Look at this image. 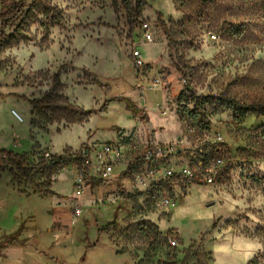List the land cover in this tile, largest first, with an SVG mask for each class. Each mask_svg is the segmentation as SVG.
<instances>
[{
  "label": "rangeland",
  "instance_id": "rangeland-1",
  "mask_svg": "<svg viewBox=\"0 0 264 264\" xmlns=\"http://www.w3.org/2000/svg\"><path fill=\"white\" fill-rule=\"evenodd\" d=\"M33 1L0 38V149L32 170L0 160V239L27 229L0 264H264V120L235 124L204 101L210 132L224 140L211 146L187 113L204 96L264 105V0H39L56 20L29 11ZM125 140L200 147L223 165L212 184L147 180L123 156L110 180L98 179L94 151ZM81 149L88 167L43 164Z\"/></svg>",
  "mask_w": 264,
  "mask_h": 264
},
{
  "label": "built area",
  "instance_id": "built-area-1",
  "mask_svg": "<svg viewBox=\"0 0 264 264\" xmlns=\"http://www.w3.org/2000/svg\"><path fill=\"white\" fill-rule=\"evenodd\" d=\"M145 37L150 40V32L147 30V25H144ZM134 68L136 77L141 82L145 78L143 60L139 50L133 52ZM184 83L185 81L182 80ZM162 84L158 79L155 84ZM193 129L189 128L188 133H192ZM207 143L211 146L222 145L224 140L219 132H209ZM95 168L98 174V179L108 181L114 174L113 167L116 162L125 156L132 166L139 167L141 174L140 178L147 180H167L172 177L185 178L189 183L212 184L216 181L218 172L220 171L223 161L219 157H211L200 147L194 150H182L175 144L163 146L160 144H144L139 146L130 140H125L117 143H104L94 151ZM90 151L81 149L76 153L77 158H81V164L78 166L88 167ZM3 156V157H1ZM0 156V160L5 158ZM45 158H49L45 154ZM82 177L79 175L76 181V186L81 188ZM76 212H79L76 210ZM170 244H175L174 240L169 239Z\"/></svg>",
  "mask_w": 264,
  "mask_h": 264
},
{
  "label": "trees",
  "instance_id": "trees-1",
  "mask_svg": "<svg viewBox=\"0 0 264 264\" xmlns=\"http://www.w3.org/2000/svg\"><path fill=\"white\" fill-rule=\"evenodd\" d=\"M24 3V0H14L11 1L8 5L4 6L1 9L0 12V38L5 39L7 36L3 32V28L8 24L10 20H12L15 16H17L20 12V9L22 8ZM35 10L38 13H41L42 15L46 17H50L52 20H56L57 15L52 14L53 10L52 7L47 5L46 3H43L39 0H34L31 4V7L29 11ZM164 31V28L162 29ZM166 32V31H164ZM186 90L191 91L189 85L186 83ZM119 100H123L125 102V108L128 112L134 114V115H145V112L143 109L138 108L133 101H131L129 98L125 97H119ZM211 100L212 102L218 103L223 108L230 110L232 113V121L235 124L242 123L249 115H255L256 117L264 120V105H252V104H246L238 102L232 98H226L223 96H204V97H196L193 109L188 110L187 113L189 115V118L192 121H196L201 124H205L208 128V131H212V125L209 123V121L205 120V111L202 108V105L204 101ZM39 101H34V103H38ZM87 114L90 113V111L86 112ZM260 137L264 140V127L261 129ZM9 155L11 157L12 161H16L17 157L16 155H13L12 152H6L3 149H0V156L3 154ZM69 161H75L78 164H81V158L76 157V153L74 155L68 156V157H62V156H49V158H46L43 160V164L47 168H56L58 166H62L65 162ZM16 168L25 173L26 175H30L32 170H25L22 165H20L17 161L15 162ZM32 219V217H30ZM56 224V223H55ZM54 225V222H53ZM107 228L106 226L100 227L98 229V234L105 231ZM25 232H27L26 225L22 222L18 229L9 232L4 233L2 235L3 239L0 243V249L4 248L6 246H10L16 242L19 241V237L22 236ZM34 238V237H32ZM87 247L92 246V244L87 243ZM83 256L81 257V259Z\"/></svg>",
  "mask_w": 264,
  "mask_h": 264
},
{
  "label": "crops",
  "instance_id": "crops-1",
  "mask_svg": "<svg viewBox=\"0 0 264 264\" xmlns=\"http://www.w3.org/2000/svg\"><path fill=\"white\" fill-rule=\"evenodd\" d=\"M53 222H54V221H53ZM53 222H52V225H53ZM22 238H23V235L19 237V241H18V242L14 243V244H12V245H10V246H6V247H4V248H1V249H0V252H1V250H4V249H11V248L14 247V245H16V244H18L19 246H23V245H24V241H23ZM2 239H3V237H1V239H0V243L2 242ZM18 245H17V246H18Z\"/></svg>",
  "mask_w": 264,
  "mask_h": 264
},
{
  "label": "bare ground",
  "instance_id": "bare-ground-1",
  "mask_svg": "<svg viewBox=\"0 0 264 264\" xmlns=\"http://www.w3.org/2000/svg\"><path fill=\"white\" fill-rule=\"evenodd\" d=\"M15 117L20 118L19 113H14ZM191 202V201H190ZM196 233V232H195Z\"/></svg>",
  "mask_w": 264,
  "mask_h": 264
}]
</instances>
